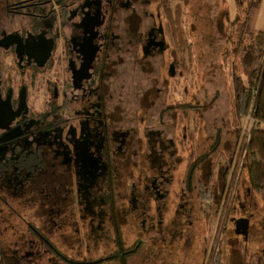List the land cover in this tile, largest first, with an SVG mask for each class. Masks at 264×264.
<instances>
[{
    "label": "flooded vegetation",
    "instance_id": "obj_1",
    "mask_svg": "<svg viewBox=\"0 0 264 264\" xmlns=\"http://www.w3.org/2000/svg\"><path fill=\"white\" fill-rule=\"evenodd\" d=\"M179 1L0 0V258L188 264L200 213L217 263L229 221L249 232L240 133L194 126L177 97Z\"/></svg>",
    "mask_w": 264,
    "mask_h": 264
},
{
    "label": "rangeland",
    "instance_id": "obj_2",
    "mask_svg": "<svg viewBox=\"0 0 264 264\" xmlns=\"http://www.w3.org/2000/svg\"><path fill=\"white\" fill-rule=\"evenodd\" d=\"M186 2H180L178 30L183 33L184 46L190 48L192 67L184 71L182 79L177 80V97L180 99L184 87L188 86L195 104L192 113L194 126H221L225 136L227 131L240 133L238 153L231 166L228 183L233 194L240 177L239 200L241 206H248L252 213L248 236L237 233L235 225L229 221L220 242L217 263L212 260L211 250H217L214 246L217 232L214 229L211 231L209 224L204 225L200 213L195 215V232L187 261L188 264H264V190L251 188L247 170L242 167L246 156L244 143L248 142V134L255 121L250 115L244 116L236 111L234 92L237 75H241L244 84L249 85L250 72L242 60L251 48L256 47L257 33L264 32V0ZM218 159L225 160L223 152ZM197 175L200 176V170ZM237 205L240 206V203ZM232 214L238 217L242 213L238 209L237 213L229 215ZM229 215L226 214V219ZM212 222L217 225L215 217ZM212 233H215L214 238ZM181 256L178 250V264Z\"/></svg>",
    "mask_w": 264,
    "mask_h": 264
},
{
    "label": "trees",
    "instance_id": "obj_3",
    "mask_svg": "<svg viewBox=\"0 0 264 264\" xmlns=\"http://www.w3.org/2000/svg\"><path fill=\"white\" fill-rule=\"evenodd\" d=\"M251 5L256 6L257 3ZM180 16V15H179ZM256 47L243 57V65L249 70V85H245L241 75L235 76V109L239 114L250 115L255 124L248 134L246 156L242 167L247 170L253 190H264V32L256 35ZM0 264H13L6 257Z\"/></svg>",
    "mask_w": 264,
    "mask_h": 264
},
{
    "label": "water",
    "instance_id": "obj_4",
    "mask_svg": "<svg viewBox=\"0 0 264 264\" xmlns=\"http://www.w3.org/2000/svg\"><path fill=\"white\" fill-rule=\"evenodd\" d=\"M248 226H249V219L248 218H240L236 221V232L244 234L245 236L248 235Z\"/></svg>",
    "mask_w": 264,
    "mask_h": 264
}]
</instances>
